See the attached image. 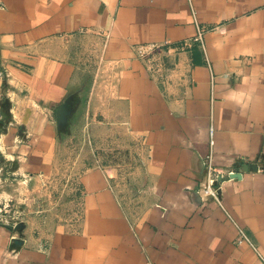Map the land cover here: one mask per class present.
I'll return each mask as SVG.
<instances>
[{
  "label": "crops",
  "instance_id": "1",
  "mask_svg": "<svg viewBox=\"0 0 264 264\" xmlns=\"http://www.w3.org/2000/svg\"><path fill=\"white\" fill-rule=\"evenodd\" d=\"M63 105L92 150L77 217L0 222V264H263L236 239L264 258V0H0V139L27 180L67 143ZM209 153L239 173L220 203Z\"/></svg>",
  "mask_w": 264,
  "mask_h": 264
},
{
  "label": "rangeland",
  "instance_id": "2",
  "mask_svg": "<svg viewBox=\"0 0 264 264\" xmlns=\"http://www.w3.org/2000/svg\"><path fill=\"white\" fill-rule=\"evenodd\" d=\"M154 46L157 48L158 45ZM79 55L83 58L81 71L85 79L92 74L93 67L88 64L89 61L92 63L93 56L88 51ZM84 96L85 90L82 89L75 94V99L82 100ZM72 115L67 116L59 126L63 143H67L59 148L51 172L44 178L27 180L22 177L23 174L18 171L19 161L14 156L15 151H10L11 146L0 139V222L13 223L33 217L46 226V223L77 217V213L72 211L76 201L73 195L75 178L82 166L79 161L92 158V150L87 142V133L80 129L82 115ZM72 124L75 125L71 129Z\"/></svg>",
  "mask_w": 264,
  "mask_h": 264
},
{
  "label": "built area",
  "instance_id": "3",
  "mask_svg": "<svg viewBox=\"0 0 264 264\" xmlns=\"http://www.w3.org/2000/svg\"><path fill=\"white\" fill-rule=\"evenodd\" d=\"M205 32V29L200 24H197V34L194 37V40H197L200 42V44L203 46V34ZM212 131V128H211ZM203 163L205 165V175L201 186V191L205 196H210L213 199H215L217 202H221L219 197V190L221 187V183L225 178H234L231 176L233 171H229L226 174L218 172L212 163L211 154L209 153L203 158ZM238 229V235H237V243H240L242 241H246L255 251L260 255L263 264H264V258L260 254L258 247L253 242V240L249 237V235L245 232V230L237 225Z\"/></svg>",
  "mask_w": 264,
  "mask_h": 264
},
{
  "label": "water",
  "instance_id": "4",
  "mask_svg": "<svg viewBox=\"0 0 264 264\" xmlns=\"http://www.w3.org/2000/svg\"><path fill=\"white\" fill-rule=\"evenodd\" d=\"M57 118H58V124L61 125V122H64L66 119H67V116H66V109H65V106H60L58 109H57ZM231 176L233 177H237L239 176V173L237 172H234L231 174Z\"/></svg>",
  "mask_w": 264,
  "mask_h": 264
}]
</instances>
